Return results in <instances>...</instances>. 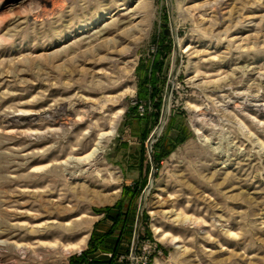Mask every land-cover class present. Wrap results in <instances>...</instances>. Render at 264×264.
<instances>
[{"label":"rangeland","instance_id":"obj_1","mask_svg":"<svg viewBox=\"0 0 264 264\" xmlns=\"http://www.w3.org/2000/svg\"><path fill=\"white\" fill-rule=\"evenodd\" d=\"M119 237L120 264H264V0H0V264Z\"/></svg>","mask_w":264,"mask_h":264},{"label":"trees","instance_id":"obj_2","mask_svg":"<svg viewBox=\"0 0 264 264\" xmlns=\"http://www.w3.org/2000/svg\"><path fill=\"white\" fill-rule=\"evenodd\" d=\"M163 47L160 46L159 49H158V56L163 54ZM158 60V59H157ZM159 68L160 70L162 69V65H158L157 64V61L154 62V65H153V68ZM153 68L151 69V73L153 72ZM143 82H144V85H142L144 88L142 89V96L143 97H147L148 95H150L151 97H154L157 90H158V87H157V79L155 77V75L152 73H146L144 76H143ZM147 83H151L152 84V87L155 91H153L152 89H148L146 88L145 84ZM129 191V190H128ZM127 193V192H126ZM121 204V203H120ZM118 204V205H120ZM122 205V204H121ZM120 205V206H121ZM129 211L128 213L126 214V218L125 219H128L129 218ZM117 221L115 220V223ZM104 241V239H97V244L95 245V247L92 249L93 251L96 252V250H98L100 244H102ZM121 244V237L118 238L117 240V243L115 245V247L113 248V255L112 257H91L92 254L90 253H93L90 252V251H85L83 252L82 254L78 255V256H74L72 261L74 262V264H120L119 262H117V253H118V250H119V246ZM90 252V253H89Z\"/></svg>","mask_w":264,"mask_h":264},{"label":"bare ground","instance_id":"obj_3","mask_svg":"<svg viewBox=\"0 0 264 264\" xmlns=\"http://www.w3.org/2000/svg\"><path fill=\"white\" fill-rule=\"evenodd\" d=\"M221 81V80H220ZM214 82H216V81H214ZM217 84V83H216ZM216 86V85H215ZM111 133H112V130L109 132V133H106L104 136H109V135H111ZM104 136L101 134L100 135V137L98 138V140L96 141V143H95V148H94V150H93V152L91 153V154H87V155H84V156H75L74 158H73V163H75V164H77V165H79V164H81V163H87V164H89V162H91L93 159H95V157L93 156L96 152L97 153H99V152H101L102 151V145H101V142L103 141V139L102 138H104ZM95 152V153H94ZM63 164H66V165H68L69 164V166L71 165V163H69V161H67V162H63ZM73 166H75V165H73ZM84 188V187H83ZM94 189V188H93ZM85 190H87V191H92V193H94L95 195H97L98 193H99V190L97 191V190H92V189H90V188H86ZM77 220H79V221H81V220H83V219H81V217H78L77 218ZM80 223V222H79ZM78 223V224H79ZM84 223V222H83ZM67 225H71L72 223L71 222H67L66 223ZM84 226H85V224H84ZM81 228V227H80ZM80 230H82V231H80V234H81V238L79 239V241L77 242V243H73V244H71V245H69L67 248L68 249H72V250H78V249H81V247H82V245H84V243L86 242V239H87V237H88V233H85V230H84V227L82 226V228L80 229ZM175 241H177V240H175ZM66 248V249H67Z\"/></svg>","mask_w":264,"mask_h":264},{"label":"built area","instance_id":"obj_4","mask_svg":"<svg viewBox=\"0 0 264 264\" xmlns=\"http://www.w3.org/2000/svg\"><path fill=\"white\" fill-rule=\"evenodd\" d=\"M135 255V253L134 252H132L131 253V256H130V259H131V261H132V264H136V261H134V260H136V256H134ZM143 264H146L145 262L143 263Z\"/></svg>","mask_w":264,"mask_h":264}]
</instances>
